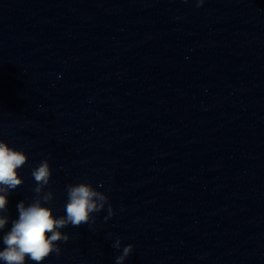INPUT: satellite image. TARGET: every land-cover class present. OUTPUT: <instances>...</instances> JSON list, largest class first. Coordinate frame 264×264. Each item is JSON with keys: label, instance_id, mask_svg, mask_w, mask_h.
<instances>
[{"label": "water", "instance_id": "water-1", "mask_svg": "<svg viewBox=\"0 0 264 264\" xmlns=\"http://www.w3.org/2000/svg\"><path fill=\"white\" fill-rule=\"evenodd\" d=\"M0 139V250L48 159L54 217L81 182L113 215L42 264H264V0H0Z\"/></svg>", "mask_w": 264, "mask_h": 264}, {"label": "clouds", "instance_id": "clouds-1", "mask_svg": "<svg viewBox=\"0 0 264 264\" xmlns=\"http://www.w3.org/2000/svg\"><path fill=\"white\" fill-rule=\"evenodd\" d=\"M195 3L200 7L204 0H195ZM26 161L27 156L22 149L16 150L0 139V231L9 222L7 197L23 183L17 170ZM31 175L36 182L33 189L36 196L27 206L24 201L16 205L18 218L11 221L10 230L2 236L4 247L0 250V261L4 264H26V258L35 264H42L50 254H61L57 242L69 239L68 234L61 231L62 228L94 223L95 216L92 214L99 213L106 204L108 215L104 219L108 220L113 215L108 196L91 184L81 182L66 186L65 215L54 217L51 208L45 206L53 200L52 191H44L51 176L48 159L42 160L33 168ZM112 247L121 248L119 237L112 243ZM132 251V244L125 245L120 255L115 257V264H123Z\"/></svg>", "mask_w": 264, "mask_h": 264}]
</instances>
